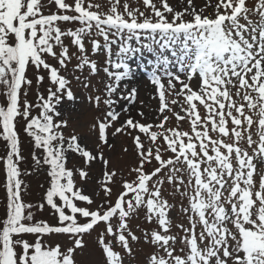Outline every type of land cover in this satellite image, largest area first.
Masks as SVG:
<instances>
[{"label":"snow or ice","instance_id":"obj_1","mask_svg":"<svg viewBox=\"0 0 264 264\" xmlns=\"http://www.w3.org/2000/svg\"><path fill=\"white\" fill-rule=\"evenodd\" d=\"M143 4L149 14L126 2L121 11V0L107 11L93 0H0V264H77L93 232L100 264H125L138 245L142 264H264V0ZM144 51L158 106L150 118L141 102L138 120V90L122 82ZM73 81L99 113L91 146L65 134ZM110 129L130 139L126 172L105 156ZM21 131L48 177L37 204L24 200ZM73 156L79 167H68ZM45 207L55 223L36 219ZM141 215L151 227L133 224Z\"/></svg>","mask_w":264,"mask_h":264},{"label":"rangeland","instance_id":"obj_2","mask_svg":"<svg viewBox=\"0 0 264 264\" xmlns=\"http://www.w3.org/2000/svg\"><path fill=\"white\" fill-rule=\"evenodd\" d=\"M94 3L101 5L100 11H107L109 5V0H93ZM127 3L129 5V9L139 8L140 11H145L146 14L150 13V9H146L143 0H121L120 10L123 11V4ZM152 3H155L157 7H160V0H152ZM168 3L176 10L182 9L186 5V0H168ZM194 3L197 7H200L204 4V0H194ZM67 43V41H66ZM90 47V46H89ZM115 52V47L113 48ZM97 60L98 64L102 67L104 65L105 55L97 54L92 57ZM149 61H155V57L146 51L142 53H137L131 60L128 61L130 67L133 70V75L131 80L123 81L122 87H126L131 89L135 87L138 90V96L136 103L130 105V112L133 117L136 119H141V117L137 116V110L141 109V102H143L142 110L145 112L147 116L150 118L154 115L152 109L158 106V101L153 99L155 95L154 86L149 82L148 75L151 72V66L149 65ZM52 62V61H50ZM75 63V61H73ZM71 67V66H70ZM78 74V73H77ZM31 76V70L29 72ZM104 77L103 72L101 71L100 75L93 78L92 83L97 87H102V84L99 81ZM40 91H45V88H41ZM73 91L77 96V101L65 103L61 107V112L64 119L68 120L69 129H76L77 133L82 137H85L82 140V143H88L91 146L92 140H94V134L90 131V126L95 123V117L99 115V113L92 108L91 105L86 100L87 92L83 90V88L73 81ZM36 89L35 87L30 91L28 99L30 101H35ZM0 103H3V98L0 97ZM126 102H121V106H123ZM39 109H34L33 115H37ZM125 116H121V120H123ZM147 122V121H142ZM119 123V122H118ZM19 128V126H18ZM111 129L109 130V142L113 145L111 149L105 150L106 158L111 160V166L119 169H124L125 172L129 166L134 163L133 156L129 153H125L123 149L125 147L131 148L130 139L127 136H111ZM21 140H22V149L23 155L25 156V162L21 165L22 169L27 172H31V175H23L21 178L28 185L27 191L24 193V200L26 202H30L33 204H37L42 202L41 195L45 191L48 186V177L46 175V171L41 169L39 172L34 171L32 168L31 162V144L30 138L27 137L22 131L20 132ZM4 142L0 141V156L5 154ZM80 166V160L78 157H71L68 163V167ZM100 167L97 165L92 173L93 176H100ZM4 172L2 166H0V215H2L3 205L5 202V189H4ZM89 191H91L92 185L89 186ZM179 210V205L177 208L173 210V215H175ZM35 211V209H34ZM36 219L38 220H46L49 223H55V217L52 214V211L45 207L43 212H38L36 214ZM139 223L142 227H151L146 224L141 215L139 220L133 221V224ZM139 235V231H137ZM96 233L93 232L91 235L84 236V242L86 247L82 250H78L75 259L77 264H100L101 256L100 250L96 246ZM60 243L68 246L69 241L61 238ZM148 249L142 245L136 246L134 249V257L126 258L125 264H142V262L146 258Z\"/></svg>","mask_w":264,"mask_h":264}]
</instances>
